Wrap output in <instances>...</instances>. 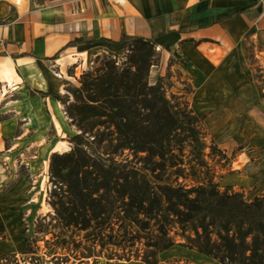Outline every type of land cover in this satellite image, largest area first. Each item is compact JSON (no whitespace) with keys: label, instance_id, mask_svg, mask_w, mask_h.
<instances>
[{"label":"trees","instance_id":"16d2710c","mask_svg":"<svg viewBox=\"0 0 264 264\" xmlns=\"http://www.w3.org/2000/svg\"><path fill=\"white\" fill-rule=\"evenodd\" d=\"M119 44L123 57L96 56L63 99L41 94L64 107L77 132L70 152L52 155L48 168L60 239L68 230L83 233L106 253L111 249L108 261L125 264H160L174 247L217 264H264V192L246 201L219 186L207 160L224 155L207 146L183 96H168L163 78L149 83L153 41L123 36Z\"/></svg>","mask_w":264,"mask_h":264},{"label":"crops","instance_id":"0c3cea01","mask_svg":"<svg viewBox=\"0 0 264 264\" xmlns=\"http://www.w3.org/2000/svg\"><path fill=\"white\" fill-rule=\"evenodd\" d=\"M82 1L83 7L0 0V103L22 122L46 110L55 115L52 99L41 94H59L72 65L122 52L123 36L152 40L206 108L216 110L230 98L232 107L219 114L237 113L245 89L254 105L260 102L248 56L264 62V0ZM85 38L94 43L71 44ZM201 257L203 264H217Z\"/></svg>","mask_w":264,"mask_h":264},{"label":"rangeland","instance_id":"374dc122","mask_svg":"<svg viewBox=\"0 0 264 264\" xmlns=\"http://www.w3.org/2000/svg\"><path fill=\"white\" fill-rule=\"evenodd\" d=\"M60 2L72 3L77 7H83L85 3L82 0H46L45 4ZM124 50L123 48L122 52L114 56L123 57ZM155 52L157 58L150 70L149 83L163 78L165 86L168 87V96H183L205 129L207 146L214 144L224 155L223 161L218 156L213 161L207 160L215 175L220 177L219 186L231 187L234 192L241 193L246 201L263 194L264 74H260L258 68H262L261 72H264V62L256 60L249 53L248 62L254 68V79L259 84L260 102L255 101L254 105L248 89H245L238 95L237 113L227 110L223 116L219 113L232 107L234 100L228 98L230 100L220 103V108L209 109L208 102L197 100L192 94L194 92L191 85L180 81L179 72L171 69L174 61L162 56L156 51V47ZM95 57L84 67L78 63L72 65L66 71L62 94L57 95L63 99L66 90L76 88L80 76L91 71ZM4 108L2 104L0 255H8L4 264H125L116 260L108 261L106 256L111 249H107L106 253L96 244L84 239L83 233L68 230L63 243L59 235L60 227L51 220L53 211L49 206V196L52 186L48 175L50 158L54 154L69 153V139L77 134L65 116L64 107L61 106L64 126H60L55 115L47 110L45 115L31 117L28 122H22L10 109ZM215 126L220 129L213 133L212 128ZM208 153L207 150L205 154ZM43 218H46L44 222ZM112 223L116 224L115 221ZM87 250L92 252L90 257H86ZM27 251L34 254L30 255ZM167 252L171 257L166 256ZM167 252L159 256L160 264H203L201 255L184 248L174 247Z\"/></svg>","mask_w":264,"mask_h":264},{"label":"bare ground","instance_id":"6f19581e","mask_svg":"<svg viewBox=\"0 0 264 264\" xmlns=\"http://www.w3.org/2000/svg\"><path fill=\"white\" fill-rule=\"evenodd\" d=\"M56 79L58 80V77H56ZM59 94H62L61 91H60ZM51 105H52L53 112H54V114H55L56 119L59 121V123H60L61 125L64 126V125H65V122H64V118H63V115H62V113H61V109H60V106H61V105H60L57 101H55V100H53V99H52V101H51ZM219 129H220L219 127H216V126H215V128H212V132H213V133H216V132H218Z\"/></svg>","mask_w":264,"mask_h":264},{"label":"built area","instance_id":"2783aa9c","mask_svg":"<svg viewBox=\"0 0 264 264\" xmlns=\"http://www.w3.org/2000/svg\"><path fill=\"white\" fill-rule=\"evenodd\" d=\"M156 51H157V49H156Z\"/></svg>","mask_w":264,"mask_h":264}]
</instances>
